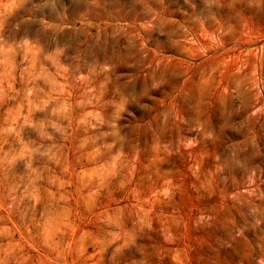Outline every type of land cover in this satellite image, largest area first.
Segmentation results:
<instances>
[{
	"label": "rangeland",
	"instance_id": "obj_1",
	"mask_svg": "<svg viewBox=\"0 0 264 264\" xmlns=\"http://www.w3.org/2000/svg\"><path fill=\"white\" fill-rule=\"evenodd\" d=\"M0 264H264V0H0Z\"/></svg>",
	"mask_w": 264,
	"mask_h": 264
}]
</instances>
